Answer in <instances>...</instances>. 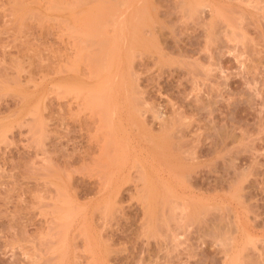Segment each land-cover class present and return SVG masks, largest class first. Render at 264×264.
Wrapping results in <instances>:
<instances>
[{
	"label": "rangeland",
	"instance_id": "1",
	"mask_svg": "<svg viewBox=\"0 0 264 264\" xmlns=\"http://www.w3.org/2000/svg\"><path fill=\"white\" fill-rule=\"evenodd\" d=\"M61 1L0 0V264H264V0Z\"/></svg>",
	"mask_w": 264,
	"mask_h": 264
},
{
	"label": "bare ground",
	"instance_id": "2",
	"mask_svg": "<svg viewBox=\"0 0 264 264\" xmlns=\"http://www.w3.org/2000/svg\"><path fill=\"white\" fill-rule=\"evenodd\" d=\"M38 1H39V0H38ZM58 1H59V0H58ZM62 1H64V0H62ZM62 1H61V2H62ZM66 1H67V0H66ZM66 1H65V3H66ZM81 1H83V0H81ZM81 1H80L79 3H83V2H81ZM52 2H53V1H52ZM56 2H57V1H56ZM69 2H70V1H69ZM74 2H75V1H74ZM40 3H41V0H40ZM45 3H46V2H45ZM45 3H43V4H45ZM109 3H110V2H109ZM18 4H19V3H18ZM46 4H47V3H46ZM58 4H59V3H58ZM198 4H199V3H198ZM198 4H197V5H198ZM20 5H22V4H20ZM27 5H28V4H27ZM51 5H52V4H51ZM54 5H55V4H54ZM54 5H53V6H54ZM56 5H57V3H56ZM68 5H69V4H68ZM71 5H72V4H71ZM75 5H76V2H75ZM82 5H83V4H82ZM59 6H60V4H59ZM83 6H84V5H83ZM122 6H124V4H123ZM19 7H20V6H19ZM32 7H33V6H32ZM56 7H57V6H56ZM61 7H62V6H61ZM30 8H31V7H30ZM43 8H45V6H44ZM51 8H52V7L47 8V9H51ZM65 8H66V7H65ZM65 8H63V9H65ZM16 9H19V8H16ZM16 9H15V10H16ZM33 9H34V8H33ZM54 9H55V8H54ZM59 9H61V8H59ZM25 10H28V9L26 8ZM25 10H23V11H25ZM34 10H35V9H34ZM51 10H52V9H51ZM56 10H58V9L56 8ZM73 10H74V9H73ZM31 11H32V10H31ZM35 11H36V10H35ZM52 11H53V10H52ZM65 11H66V10H65ZM70 11H71V10H70ZM75 11H76V10H75ZM37 12H39V11H37ZM21 13H22V12H20V14H21ZM23 13H25V12H23ZM124 13H125V12H124ZM15 14H16V13H15ZM39 15H40V13H39ZM72 15H73V14H72ZM19 16H20V15H19ZM43 16L45 17V15H43ZM47 16H48V15H47ZM49 16H50V15H49ZM73 16H74V15H73ZM123 16H124V15H123ZM28 17H29V15H28ZM36 17H37V16H36ZM50 17H51V16H50ZM16 18H17V15H16ZM32 18H33V17H32ZM41 18H42V17H41ZM17 19H18V18H17ZM22 19H23V18H22ZM24 19H26V18L24 17ZM36 19H37V18H36ZM50 19H51V18H50ZM38 20H39V19H38ZM35 21H36V20H35ZM45 21H46V20H45ZM115 21H116V20H115ZM20 22H22V21H20ZM40 22H41V21H40ZM43 22H44V20H43ZM64 22H66V21H64ZM62 23H63V22H62ZM70 24H71V23H70ZM20 25H21V24H20ZM40 25H41V23H40ZM41 26H42V25H41ZM69 26H70V25H69ZM67 28H68V27H67ZM70 28H71V27H70ZM74 29H75V28H74ZM71 30H72V29H70V31H71ZM76 30H77V28H76ZM68 33H69V32H68ZM84 34H85V33H84ZM96 34H97V32H96ZM75 35H76V34H75ZM71 36H73V35H71ZM74 37H75V36H74ZM74 39H75V38H74ZM109 40H110V39H109ZM109 40H108V41H109ZM108 41H107V44H105V45H108V43H109ZM74 42H75V41H74ZM82 43H83V42H81V44H82ZM109 46H110V45H109ZM110 47H111V46H110ZM73 50H74V49H73ZM89 50H90V49H89ZM89 50H88V51H89ZM91 50H92V48H91ZM103 50H104V49H103ZM104 51H105V50H104ZM96 52H97V51H96ZM102 52H103V51H102ZM77 54H78V53H77ZM104 54H106V51L104 52ZM79 55H80V53H79ZM83 55H84V54H83ZM94 55H96V54L94 53ZM97 56H99V55H97ZM80 57H81V56H80ZM88 57H90V56H88ZM102 57H103V55H102ZM111 57H112V56H111ZM92 58H93V57H92ZM96 58H97V57H96ZM103 58H104V57H103ZM108 58H109V57H108ZM79 59H80V58H79ZM93 59H94V58H93ZM104 59H105V58H104ZM74 61L76 62V60H73V62H74ZM109 61H110V60H109ZM67 62H68V61H67ZM104 62H105V60H104ZM98 63H99V62H98ZM69 64H70V63H69ZM71 64H72V63H71ZM104 64H105V63H104ZM91 65H92V64H91ZM97 65H98V64H97ZM107 65H108V66H107ZM107 65H105V67L103 66V68H104V70H105V68H106V66H107V69H106V70H107V72H108V71H109V70H108L109 64H107ZM110 65H111V64H110ZM74 66H75V65H74ZM98 66H100V65H98ZM101 66H102V65H101ZM62 67H63V66H62ZM63 68H64V67H63ZM96 68H97V67H96ZM101 68H102V67H101ZM71 69H72V68H71ZM98 69H100V67H99ZM110 70H111V68H110ZM65 71H66V70H65ZM95 71H96V70H94V72H95ZM59 72H60V71L58 70L57 73H59ZM77 72H79V71H77ZM94 72H93V75H95V77H96V76L98 75V73H97V74H94ZM101 72H103V69H102V70L100 69V74H99V76L96 77V78H98V79L101 78V79H105V80H106V77H105L104 75H103V76H104L105 78H102ZM117 72H118V71H117ZM109 73H110V72H109ZM109 73H108V74H109ZM87 74H88V73H87ZM87 74H86V76H87ZM105 74H106V73H105ZM88 75H89V74H88ZM100 76H101V77H100ZM87 77H88V76H87ZM91 77H92V79L94 78L93 76H91ZM99 77H100V78H99ZM96 78H95V79H96ZM110 78H113V76L110 75ZM87 79H88V78H87ZM101 79H100L101 82H102V81L105 82V80H101ZM113 79H114V78H113ZM120 79H121V78H120ZM111 80H112V79H111ZM80 82H81V81H79V80H77V79L74 78V79H72L70 82H65V83H63V84H60V85H59L60 88H58V87H57V88H58V89L63 88L66 92H69V93H70V92H71V93L76 92V93H75L76 95H77L78 92L80 93L81 91H82L83 93H84V92H85V93H86V92H89L90 94H89V93L86 94V95L91 96L90 99H89V97H87V98L89 99L88 104H89V102H91L89 105H91V104L93 103V104L96 106V104H99V102L102 103V104H103V102H104V103L108 106L107 110H110L108 113H110L111 111H113V113H114V112H117V110H121L119 106H116V105H113V104L110 103V100H111V99L117 97V96H115V94H116V93H119L118 90H116L117 88L115 89L114 84H111V82H110V83H106V82L104 83V82H103L104 84H103V83L101 84V82L98 83V81H97V86H100L99 84H101L102 86L99 87V88H94V87L91 88L90 86H87V85H85V84H83V83L81 84ZM94 82H95V81H94ZM114 83H115V82H114ZM35 86H36V85H35ZM94 86H95V85H94ZM55 87H56V86H55ZM84 88H86L87 90L84 91V90H83ZM55 89H56V88H55ZM52 91H53V90H52ZM52 91H51V92H52ZM59 91H60V90H59ZM65 91H64V94H62V96L66 94ZM54 92H55V91H54ZM82 92H81V94H82ZM71 93H70V95H71ZM75 94L73 93V95H75ZM29 95H30V94H29ZM48 95H49V94H48ZM55 95H56V94H55ZM73 95H72V96H73ZM76 95H75V96H76ZM78 95H79V94H78ZM83 95H84V94H83ZM46 96H47V95H46ZM46 96H45V97H46ZM58 96H59V95H58ZM60 96H61V95H60ZM76 97H77V96H76ZM84 98H85V97H84ZM23 99H24V97H23ZM85 99H86V98H85ZM99 99H100V101L98 102L97 100H99ZM90 100H91V101H90ZM97 102H98V103H97ZM35 106H36V105H35ZM99 106H101V105H99ZM103 106H105V105H103ZM103 106H101V108H102ZM118 107H119V109H118ZM33 108H34V107H33ZM33 108H32V109H33ZM135 108H136V107H135ZM136 109H137V108H136ZM30 110H31V109H30ZM33 110H35V109H33ZM37 110H38V109H37ZM137 110H138V109H137ZM106 112H107V111H106ZM113 113H112V114H113ZM114 114H115V113H114ZM116 114H118V113H116ZM106 115H107V114H106ZM108 116H111V114L108 115ZM106 117H107V116H106ZM112 117H113V116H112ZM113 118H114V117H113ZM118 144H119V143H118ZM118 144H117V145H118ZM119 146H120V145H119ZM121 150H123V149H121ZM120 152H121V151H120ZM118 153H119V152H118ZM122 155H123V154H122ZM119 156H120V155H119ZM120 157H121V156H120ZM119 159H120V158H119ZM121 159H122V158H121ZM119 161H120V160H119ZM121 161H122V160H121ZM117 163H118V162H117ZM120 164H121V163H120ZM142 174H143V173H142ZM145 176H146V175H145ZM143 177H144V175H143ZM146 177H147V176H146ZM146 177H145V179H147ZM151 179H152V178H151ZM151 179H150V180H151ZM110 182H111V180H110ZM146 183H148V182H146ZM146 183H145V184H146ZM151 183H152V182H151ZM149 184H150V183H149ZM147 185H148V184H147ZM151 185H152V184H151ZM145 186H146V185H145ZM146 187H147V186H146ZM149 187H150V186H149ZM147 188H148V187H147ZM145 189H146V188H145ZM149 189H150L151 191H148ZM149 189H148L147 191H148V193H149V195H150V192L153 193V192H152L153 189H152V187L149 188ZM169 190H170V189H169ZM154 191H155V190H154ZM146 193H147V192H146ZM149 195H147V197H148ZM152 195H153V194H152ZM145 198H146V197H145ZM147 199H148V201L150 200V201L153 203L152 200H154V195H153V198H152V196L150 195V198H147ZM161 200H162V199H161ZM70 204H71V203H70ZM147 206H148V203H147ZM152 206H153V205H152ZM156 206H157V205H156ZM148 207H151V205H149ZM156 208H157V207H156ZM58 209H60V207H59ZM62 209H63V208H62ZM62 209L59 210V211L61 212ZM70 209H71V207H70ZM70 209H68V210H69V214H70V212H71V210H72V209H71V210H70ZM73 209H74V208H73ZM151 209H152V208H151ZM153 209H154V208H153ZM153 209H152V210H153ZM63 210H64V209H63ZM59 211H58V212H59ZM64 211H65V210H64ZM73 211H74V210H73ZM73 211H72V212H73ZM148 211H149V210H148ZM150 211H151V210H150ZM153 211H154V210H153ZM153 211H152V212H153ZM62 212H63V211H62ZM62 212H61V213H62ZM65 212H67V210H66ZM65 212H63V213L65 214ZM72 212H71V215L73 214ZM152 212H151V213H152ZM63 213H62L61 215H63ZM78 213H79V212H78ZM61 215H60V216H61ZM73 215H74V214H73ZM76 215H77V214H76ZM60 216H59V217H60ZM64 216H65V217H64ZM66 216L68 217V219L70 218V215H69V216H68L67 214H66V215H63V217H64L65 219L67 218ZM149 216H150V212H149ZM63 217H61V218L63 219ZM72 217H74V216H72ZM75 217H76V216H75ZM61 218H60V219H61ZM58 220H59V219H58ZM66 220H67V219H66ZM68 221H69V220H68ZM65 223H66V222H65ZM65 223H64V224H65ZM67 223H68V222H67ZM69 223H71V221H69ZM64 226H65V225H64ZM61 239H62V237H61ZM59 241H60V240H59ZM64 242H65V241H64ZM64 242H63V244H64ZM64 247H65V246H64ZM58 249H59V248H58ZM62 249H63V248H62ZM57 253H58V252H57ZM61 256H62V255H61ZM59 258H61V257H59ZM62 260H63V259H62ZM58 262H59V261H58ZM64 262H65V261H64ZM58 264H61V263H58Z\"/></svg>",
	"mask_w": 264,
	"mask_h": 264
}]
</instances>
